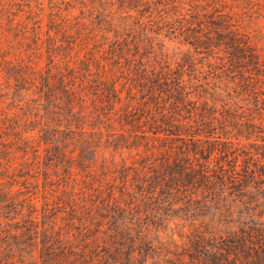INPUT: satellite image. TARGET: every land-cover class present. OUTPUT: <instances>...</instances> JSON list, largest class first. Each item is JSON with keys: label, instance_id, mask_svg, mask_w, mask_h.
Wrapping results in <instances>:
<instances>
[{"label": "trees", "instance_id": "16d2710c", "mask_svg": "<svg viewBox=\"0 0 264 264\" xmlns=\"http://www.w3.org/2000/svg\"><path fill=\"white\" fill-rule=\"evenodd\" d=\"M0 264H264V0H0Z\"/></svg>", "mask_w": 264, "mask_h": 264}, {"label": "rangeland", "instance_id": "374dc122", "mask_svg": "<svg viewBox=\"0 0 264 264\" xmlns=\"http://www.w3.org/2000/svg\"><path fill=\"white\" fill-rule=\"evenodd\" d=\"M166 52L169 55L170 58V62H174V59H178L180 57V54L182 51L187 50V48L181 47L179 46V44H177L176 42H166V48H165ZM106 158L108 159L109 162H114L117 164H122V158L119 156H111L110 153H107Z\"/></svg>", "mask_w": 264, "mask_h": 264}]
</instances>
